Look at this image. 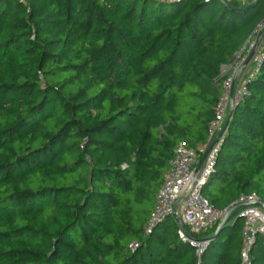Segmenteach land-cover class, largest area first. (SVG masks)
Masks as SVG:
<instances>
[{
  "label": "trees",
  "instance_id": "16d2710c",
  "mask_svg": "<svg viewBox=\"0 0 264 264\" xmlns=\"http://www.w3.org/2000/svg\"><path fill=\"white\" fill-rule=\"evenodd\" d=\"M263 21L264 0H0V264H240V209L198 254L145 205ZM247 87L201 189L219 209L264 203V57Z\"/></svg>",
  "mask_w": 264,
  "mask_h": 264
},
{
  "label": "built area",
  "instance_id": "2783aa9c",
  "mask_svg": "<svg viewBox=\"0 0 264 264\" xmlns=\"http://www.w3.org/2000/svg\"><path fill=\"white\" fill-rule=\"evenodd\" d=\"M228 1L246 2L248 0ZM262 24H264V21ZM255 38H249L245 42L242 48L245 51L244 53L240 51L230 64L222 67L223 79L220 96L215 107L214 117L209 123L207 141L199 144L197 148H191L184 142H180L174 149V155L168 162L162 183L154 196L153 208L145 222L144 232L149 233L154 224L163 217L172 214L174 205L182 198L179 210H181V220L186 233L180 228L178 231L179 238L197 246V253L201 254L208 240H195L191 238L192 233L206 232L220 222L228 208L237 203L260 200L255 193L241 194L237 200H234L224 209H219L202 195V186L212 171L215 156L221 145V136L225 133V130L212 145L197 170L200 153L205 152L207 146L221 130L225 116L230 109V97H232L233 105L242 101L248 91L247 80L259 71L261 60L264 57V35L258 42L251 68L245 65L250 52L256 45ZM244 68L246 69L244 70ZM225 70L228 71L226 75L224 74ZM243 70L244 77L240 79L238 85H234ZM239 214V217L242 218L240 264H250L249 249L256 235L259 234L264 238V209L258 205H247L240 208ZM133 245L136 246L137 243Z\"/></svg>",
  "mask_w": 264,
  "mask_h": 264
},
{
  "label": "water",
  "instance_id": "95a60500",
  "mask_svg": "<svg viewBox=\"0 0 264 264\" xmlns=\"http://www.w3.org/2000/svg\"><path fill=\"white\" fill-rule=\"evenodd\" d=\"M263 35H264V28L262 30H260V32L256 35V38H255L256 45H255L254 49L251 51V53L249 54L246 63H248L251 60V58L253 57V55L255 54V52L257 50L258 42H259V40L261 39V37ZM232 105H233V100H232V97H230V109L227 112V115L225 117V120L223 122L221 130L218 132V134L215 137V139L207 146L205 152L203 153L201 159L199 160V164H198L197 170L199 169L200 165L204 161V159H205L208 151L211 149L212 145L218 140L219 136L225 130V128H226V126L228 124L229 118H230L231 111H232ZM181 202H182V198L174 205V209H173L172 215L175 217V219L178 222L180 228L186 233L185 226H184L180 216L177 213ZM247 205H258V206H260V207H262L264 209V203L262 201H260V200H258V201L257 200L256 201H249V202H246V203H244V202L237 203L236 205L231 206L230 208H228V210L225 212L223 218L217 224V226L215 228V231L212 234H210V235H208L206 237H202V238H195V237H192V236H191V238H193L195 240H198V241H205V240H208L209 238H212L214 235H216V233L218 232L220 227L222 225H224V223L228 220L229 216L231 215V213L233 211H235L237 209H240L241 207H244V206H247ZM238 216H240V214Z\"/></svg>",
  "mask_w": 264,
  "mask_h": 264
},
{
  "label": "rangeland",
  "instance_id": "374dc122",
  "mask_svg": "<svg viewBox=\"0 0 264 264\" xmlns=\"http://www.w3.org/2000/svg\"><path fill=\"white\" fill-rule=\"evenodd\" d=\"M245 52V51H244ZM251 53V52H250ZM254 56V55H253ZM252 59H253V57L251 58V60H250V62L252 61ZM252 64H253V61L251 62ZM252 64H250L249 65V67L248 68H251V65ZM246 68H244V70H245ZM244 70L241 72V74L239 75V77L237 78V81L235 82V84L234 85H238V83H239V81H240V79H242L243 77H244ZM228 73V71L227 70H225L224 71V74L226 75ZM153 202H154V200L151 202H148L146 205H145V209H148V210H150V208L153 206ZM180 212H181V210H180ZM177 213H178V211H177ZM179 215V214H178ZM146 216H147V214L145 215L144 214V219L146 218ZM180 218H181V213H180Z\"/></svg>",
  "mask_w": 264,
  "mask_h": 264
},
{
  "label": "crops",
  "instance_id": "0c3cea01",
  "mask_svg": "<svg viewBox=\"0 0 264 264\" xmlns=\"http://www.w3.org/2000/svg\"><path fill=\"white\" fill-rule=\"evenodd\" d=\"M246 61H247V60H246ZM251 62H252V61H251ZM251 62L249 61L248 63H245V65L249 67V65L252 64ZM180 213H181V212H180V210L178 209V214L180 215Z\"/></svg>",
  "mask_w": 264,
  "mask_h": 264
}]
</instances>
